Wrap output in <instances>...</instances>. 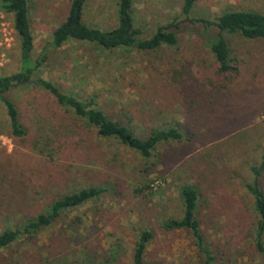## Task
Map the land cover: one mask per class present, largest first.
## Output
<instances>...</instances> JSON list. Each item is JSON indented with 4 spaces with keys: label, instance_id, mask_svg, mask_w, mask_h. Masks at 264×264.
<instances>
[{
    "label": "rangeland",
    "instance_id": "1",
    "mask_svg": "<svg viewBox=\"0 0 264 264\" xmlns=\"http://www.w3.org/2000/svg\"><path fill=\"white\" fill-rule=\"evenodd\" d=\"M181 4H133L142 37L157 26L179 23L178 47L107 51L76 40L53 47L51 33L67 16L69 0L28 1L32 54L46 56L37 77L80 99L93 98L110 119L122 124L130 119L136 135L178 122L194 138L161 143L151 157L143 158L114 140L99 139L33 85L12 89L7 95L18 106L27 135H8L0 103V233L13 218L12 211L39 213L67 188L97 186L105 191L62 213L30 242L20 239L2 249L0 264H132L142 230L152 232L144 264H202L189 231L161 227L162 221L181 216L183 184L200 191L199 218L213 252L212 264H264L254 246L256 216L246 190L251 167L259 166L264 154V43L226 35L233 54H247L246 64L225 87L211 84L216 65L198 39L202 27L183 21ZM232 10L264 14V0H197L190 17L213 20ZM116 15L117 0H89L83 21L109 29L116 25ZM254 61L256 71L247 66ZM19 67L15 37L0 75ZM258 179L264 192V166ZM139 188L142 192H136Z\"/></svg>",
    "mask_w": 264,
    "mask_h": 264
},
{
    "label": "trees",
    "instance_id": "2",
    "mask_svg": "<svg viewBox=\"0 0 264 264\" xmlns=\"http://www.w3.org/2000/svg\"><path fill=\"white\" fill-rule=\"evenodd\" d=\"M29 0H3L2 8L11 15L15 35L18 38V53L20 67L18 71L0 75V103L5 109L8 120V135L14 139H21L27 135L21 114L16 103L8 97V93L17 87L33 85L35 88L52 96L56 105L75 121L85 127L93 129L99 139L114 140L119 144L136 151L141 157H151L155 148L161 143L181 142L194 138L182 124L163 123L146 131L144 136L136 135L130 128L129 122L122 124L119 120L110 119L97 106L93 98L80 99L72 94L63 92L51 81L37 77L36 73L45 62V54L33 57V36L29 21ZM89 0H69V7L65 19L52 31L51 44L61 47L69 40L89 42L103 50L157 51L161 48L178 47L177 30L180 24L170 22L156 27L148 37H142V29L136 27L134 18V0H117V23L109 29L92 27L83 21V11ZM197 0H182L180 13L185 22L199 23L202 27L198 33L204 45L208 48L216 65L211 84L216 83L225 87V83L233 81L246 64L247 54H233L226 39V35H236L244 41L264 43V14L251 10L225 11L215 19L192 18L191 11ZM264 57V56H263ZM252 63V62H251ZM250 69L258 70L259 65L254 61ZM162 113L164 111H161ZM264 109L262 110V113ZM185 131V132H184ZM185 135L188 138L185 139ZM264 166V154L259 166H252V181L246 185L248 194L252 197L255 221L252 226L254 246L264 257V192L259 184L260 169ZM67 188V187H66ZM105 190L97 186L83 187L77 190L66 189V193L52 199L45 205L44 210L36 214L23 216L19 212H11L3 231L0 233V251L8 248L18 240L30 242L38 233L52 225L65 211L97 199ZM142 192V189H136ZM181 216L168 218L161 223L165 231L187 230L202 256V264H212L213 252L209 248L202 234L200 223L201 196L199 189L192 184H183L179 188ZM15 217H18L16 219ZM152 239V232L142 230L138 240L134 243L132 264H144V256L148 244ZM93 263V262H90ZM70 264H82L73 262Z\"/></svg>",
    "mask_w": 264,
    "mask_h": 264
},
{
    "label": "built area",
    "instance_id": "3",
    "mask_svg": "<svg viewBox=\"0 0 264 264\" xmlns=\"http://www.w3.org/2000/svg\"><path fill=\"white\" fill-rule=\"evenodd\" d=\"M2 1L0 0V67L8 61V51L16 37L12 21L2 8ZM261 118L264 121V112Z\"/></svg>",
    "mask_w": 264,
    "mask_h": 264
}]
</instances>
